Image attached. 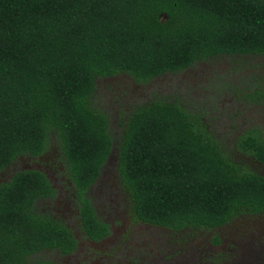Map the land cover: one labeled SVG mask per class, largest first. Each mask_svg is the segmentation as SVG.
<instances>
[{"label":"trees","instance_id":"trees-1","mask_svg":"<svg viewBox=\"0 0 264 264\" xmlns=\"http://www.w3.org/2000/svg\"><path fill=\"white\" fill-rule=\"evenodd\" d=\"M221 56L264 57V0H0V172L55 139L80 229L100 240L108 225L87 193L113 139L91 104L96 80L127 75L146 84ZM245 98L264 108V83ZM238 153L264 165V136L254 128L227 149L201 115L175 103L134 108L115 155L130 218L176 233L263 214L264 178ZM55 195L38 170L0 183V264H49L31 259L75 250L69 228L36 207Z\"/></svg>","mask_w":264,"mask_h":264},{"label":"rangeland","instance_id":"rangeland-1","mask_svg":"<svg viewBox=\"0 0 264 264\" xmlns=\"http://www.w3.org/2000/svg\"><path fill=\"white\" fill-rule=\"evenodd\" d=\"M258 83H264V57L258 56L208 59L146 84H137L125 75L97 79L91 104L106 115L113 145L100 176L87 195L95 214L109 225L110 232L100 243L86 240L80 229V204L66 177L57 141L51 140L40 157H19L0 172V183L8 182L17 171L44 172L58 193L52 199L39 200L36 207L68 227L78 240L77 250L70 256L57 251L43 252L33 256L31 261L41 259L49 264H248L251 259L262 257L264 214L235 218L218 230L223 242L213 249L205 245L209 237L206 232L173 234L167 229L133 222L118 182L115 157L117 139L126 123L124 118L127 119L125 111L153 101L175 103L190 113L201 115L205 128L227 149L242 130L258 128L264 136V108L245 98ZM237 155L233 154L237 162L251 168L245 158Z\"/></svg>","mask_w":264,"mask_h":264},{"label":"flooded vegetation","instance_id":"flooded-vegetation-1","mask_svg":"<svg viewBox=\"0 0 264 264\" xmlns=\"http://www.w3.org/2000/svg\"><path fill=\"white\" fill-rule=\"evenodd\" d=\"M119 77L120 76H123V75H118ZM125 76H127V75H125ZM115 77H117V76H113V77H107V78H102V79H114ZM127 77H129V76H127ZM139 86V85H138ZM134 108H130L129 110H126L125 111V115L127 114V116H126V118H128V116H129V114L132 112V110H133ZM124 121L125 122H127V119L125 120V118H124ZM252 129H254V128H250L248 131H250V130H252ZM257 130L259 131V134H261V135H263V132L260 130V129H258L257 128ZM246 131H244V130H242L241 132H239L237 135H235V139L237 138V137H239L242 133H245ZM46 151V150H45ZM44 151V152H45ZM44 152L41 154V155H43L44 154ZM40 155V156H41ZM238 155H240L242 158H245V160L246 161H248L249 162V164H250V167L251 168H248L252 173H254L255 175H258V176H260V177H263L264 178V165L263 164H260V163H258L253 157H248V156H245V155H242V154H240V153H238ZM40 156H38V157H40ZM30 158H37V157H30ZM38 171H40V170H38ZM41 173H43L44 174V176L47 178V175L44 173V172H42V171H40ZM47 180H48V178H47ZM97 181V180H96ZM95 184V183H94ZM51 187H52V189H54V187L51 185ZM72 187V186H71ZM91 187H92V185L88 188V190L89 189H91ZM73 188V187H72ZM55 190V193H56V195H57V193H58V191L56 190V189H54ZM74 199V198H73ZM74 201H75V199H74ZM264 214V213H263ZM77 215H78V211H77ZM257 215H261V214H257ZM250 216V215H249ZM251 216H255V215H251ZM240 217V216H239ZM235 218H238V217H234V218H232L230 221H228L227 223H224V224H222L221 226H219V227H216V228H214V229H211L210 231H205V230H201V231H195V232H206V233H208V235H209V237L207 238V240H206V247L207 246H209L208 248H210V249H213V248H218L221 244H222V236L221 235H219L218 234V230H220L221 228H223V227H225V226H227L231 221H234L235 220ZM107 224V223H106ZM108 225V224H107ZM108 229H109V232H110V227H109V225H108ZM168 230V229H167ZM188 231V230H187ZM172 232V231H171ZM188 232H193V231H188ZM173 234H175V232H172ZM176 233H180V232H176ZM108 236V235H107ZM107 236H105V237H103V238H101L100 240H98V241H91V240H89V239H86L87 241H88V243H93V244H97V243H100L102 240H104V239H106L107 238ZM75 237V236H74ZM215 237L218 239V242L216 243L215 242ZM75 239V241H76V248H75V250L72 252V253H70V254H67V255H64V256H70L71 254H73L76 250H77V246H78V240H76V238H74ZM258 256V255H257ZM251 257H252V255L250 256V259H251ZM264 262V255L261 257V256H259L258 258H254V259H251V261L248 263V264H260V263H263ZM242 263V262H241Z\"/></svg>","mask_w":264,"mask_h":264}]
</instances>
